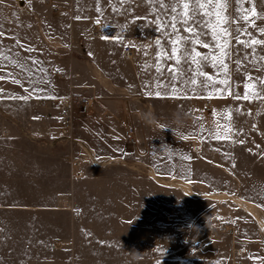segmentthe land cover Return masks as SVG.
I'll use <instances>...</instances> for the list:
<instances>
[{"label":"crops","instance_id":"1","mask_svg":"<svg viewBox=\"0 0 264 264\" xmlns=\"http://www.w3.org/2000/svg\"><path fill=\"white\" fill-rule=\"evenodd\" d=\"M259 5L264 6V0H245L243 7L251 14V9ZM235 8L234 0H230L228 14L234 17ZM156 11L161 10L157 7ZM255 12L252 19L258 21L262 17L259 16L258 8ZM154 19L155 13L150 11L146 0H0V77H4L0 79V89L3 90L0 91V208L52 207L2 204L3 197L19 195L14 191L19 175L24 174V170L29 176L36 170L40 172L42 167V174L46 171L49 176L52 164H60L58 175L60 177L62 173L60 178L66 179V166L61 159L55 162L45 157L19 156L20 141L24 136L31 138L27 141L35 146L44 138L48 142L47 138L50 137L41 128L47 125L51 128L49 116L41 110L26 109L21 116L17 106L22 102L33 105L38 100L56 99L70 94H83L95 99L94 108L88 113L77 114L71 128L72 144L91 150L98 159L111 156L112 153L117 155L115 150L118 148L126 149L129 129L133 130L134 137L133 143L128 146L147 151L161 146L162 130L172 133L174 138L171 139L176 142L173 146L177 149L190 150L195 147L189 143V139L201 140L203 149L208 148L205 144L211 141L219 143L237 139L240 143L243 141L241 136L245 121L238 111L239 101L245 102L244 106L240 103V108L250 112L251 138L258 139V119L262 116L257 105L259 97L251 94L249 99H243V96L229 95L224 87L221 91V85H226L227 77L223 67L218 66L216 73H212L211 65L205 68L208 75L217 81L208 88L199 83L190 84L187 75L172 80L167 71H164L163 76L156 71V53L159 49L155 40L161 39L164 49L169 53L171 46L155 30L156 26L149 22ZM97 20L99 25L95 28L93 25ZM127 47L132 51L129 59L124 54ZM197 51L209 54L210 48L198 47ZM172 64L174 61L165 60L161 68L167 69ZM182 67L187 68L186 65ZM56 73L66 78H60ZM173 84L176 92L172 91ZM158 101L166 102L170 111L159 113L155 107ZM55 119L52 133L54 140L49 142L57 147V143L64 145L65 142L58 140L60 129L57 111ZM217 129L220 132L219 139L214 135ZM255 144L256 141H252L250 147L255 148ZM240 147H243L242 143ZM154 157L157 158L154 154L150 155L154 159V163H149L153 171L150 179L161 185L160 193L162 184L169 186V183H162L164 179L178 182L172 184L190 193L187 180L193 177L189 173L165 175ZM85 160L79 161L76 167L81 169V176L86 175V181H94L82 182L92 184L91 187L87 185V188L73 186V208H105L106 202L102 198L121 196L124 223L123 236L100 238L98 242H93L90 256L87 257L90 264H179L180 245L189 246L191 242H180L177 238L164 240L159 236L142 235L141 231L132 235V227L137 230L142 228V210L132 208V203L136 201L135 196L141 198L143 191L132 190L126 184V180L130 181V175H112L108 178L92 175L83 168ZM221 163L229 164L225 161ZM179 165L191 170L194 162L188 159ZM70 174L75 176L76 171L72 168ZM95 181L96 184L93 183ZM36 189L43 191L39 196H49L51 186L47 184ZM54 194L58 195V192ZM31 195L36 194L32 192ZM94 196H98L96 205L92 204L91 199H85L82 205L77 200L78 197ZM244 206H249V214L263 224L254 204L252 206L246 202ZM240 240L245 243L244 249L248 255V259L245 256L242 260L249 262L251 257H258L260 261L257 264H264V252L258 248L264 245V237H241ZM24 241L19 242L27 246L24 251H0V264H52L50 240L44 239L42 243L29 239ZM57 244L61 246L63 243ZM204 244L212 245L207 252L214 259L209 261L210 264H234L229 244L221 238H209ZM37 245H42V248H36ZM76 245V242L70 243L68 252H58L65 257L60 261L61 264H82L85 256ZM58 247L54 246L53 250L60 251ZM186 251L188 255L195 254ZM201 264H207V261Z\"/></svg>","mask_w":264,"mask_h":264},{"label":"rangeland","instance_id":"2","mask_svg":"<svg viewBox=\"0 0 264 264\" xmlns=\"http://www.w3.org/2000/svg\"><path fill=\"white\" fill-rule=\"evenodd\" d=\"M257 8L259 16L262 17L255 21L257 27L254 28L240 21L239 25L231 24V30L235 32L237 26L246 28L255 38L264 40V35L258 31L259 28H264V6H254V9ZM242 38L249 39L250 37L245 35ZM203 39L211 43L210 36H203ZM225 47L228 46L225 45ZM228 50L231 56L223 57L221 49L210 47V53L215 54L217 58H222L227 68V82L226 85H221V91L224 87L228 94L232 93L229 95L242 98L245 94V83L251 85L257 78H264V62L260 60V57L264 56V46H256L255 53H253L251 48L245 49L233 40ZM245 56L248 58L244 59ZM237 60H241L242 64L237 65ZM211 71L216 73L218 67L211 66ZM246 76H251L253 79L246 80ZM259 91L260 85H257L255 90L250 88L249 96ZM53 99L50 98L48 101ZM42 101L44 100H38L33 105L22 102L17 108L21 116L25 114L26 109L41 110L49 116L51 128L49 129L48 125L41 128L50 136L47 138L48 142H45L44 138L34 146L33 143L27 141L31 138L24 136L20 141L19 156L45 157L55 162L61 159L66 166V179L60 178L62 173L60 177L58 175L60 164H52V172L49 176L46 171L44 175L42 174V167H40V172L36 170L29 176L25 174V170L24 174L20 173L18 182H16L17 189L14 191L19 195L12 198L3 197L2 204L35 207L44 205L55 208H0V251L4 253L17 252L20 251L19 249L24 251L27 246L19 242H25L24 240L27 239L41 243L44 239L50 240L52 264H61L60 261L65 257L58 252L62 250L68 252L70 243L76 242L79 252L84 253L85 256L81 263L90 264L87 257L90 256L93 242H98L100 238L124 235L121 196L101 197L106 202L105 208H94V206L93 208H73L72 206L74 197L71 196V191H73L71 189L73 186L79 189L82 186L87 188V185L91 187L92 184L86 183L94 181L92 179L86 181V175L81 176V169L76 167L78 165H74V161L82 160L83 162L89 159L85 160L86 164L83 168L88 169L92 175L106 178L112 175L113 177L130 175V181L126 180V184H129L132 190L140 189L146 192V195L141 192V198L135 196L136 201L132 203V208H141L143 214L142 228L137 230L132 227L130 229L132 235L141 231L142 235L159 236L164 240L177 238L180 242H191L189 246L180 245L182 250H180L179 264H201L203 261L210 264L209 261L213 258L207 252L212 245L204 244L209 238H221L229 244L234 264L259 263L260 258L258 257H251L249 262L242 260L245 256V259H248V255L239 256L238 251L244 249L245 243L241 242V237H264V131H262L264 130V93L260 94L257 102L259 112L262 114L258 119L260 126L258 139L251 138L250 112L240 108V103L244 106L245 102L239 101L237 104L241 118L245 121L243 136H241L243 147H240L236 139V141L219 143L211 141L205 144L208 148L203 149L201 140L189 139V143L195 147L190 150L177 149L173 146L176 142L174 143V139H171L174 138L172 133L169 130H162V144L155 150L147 151L127 145L126 149H116L117 155L112 153L111 156L103 159H98L91 150L83 149L76 143L74 145L72 142L64 145L57 143L58 146L55 147L56 145L49 142L54 140L52 133L55 128L57 110L44 107ZM155 107L159 113L170 111L166 102L158 101ZM130 131L134 137L133 130L129 129L126 134V144L130 141ZM189 131H192L191 127ZM252 141H256V147L253 149L250 147ZM80 149H82L81 152ZM151 154L156 155L157 158H154L158 167L164 174L166 173L165 175L174 172L189 173L188 175L193 177L192 180H187L190 193L172 184L176 181L165 179L162 183H169V186L162 184L160 193L161 185L155 184L150 179L153 171L149 163L150 161L154 163V159L150 158ZM188 159L194 162L191 170H186L184 166L179 165L180 162ZM222 161L229 164H222ZM34 167L37 169V166ZM72 168L76 171L75 176L70 174ZM82 182L86 183L82 184ZM96 182L93 183L96 184ZM47 184L51 186L50 195L39 196L38 194L43 191L36 188ZM32 192L36 195H31ZM56 192L58 195L54 194ZM85 199H91L93 205L98 203V196L77 198L80 205L85 204ZM246 202L252 206L254 204L253 207L258 211L263 224L257 222L251 213L252 216L249 214L244 206ZM59 242L63 243L61 245L63 248L57 244ZM54 246H60L58 247L60 251H54ZM35 247L42 248V245ZM258 248L264 252V245ZM186 250L193 251L195 254L188 255Z\"/></svg>","mask_w":264,"mask_h":264},{"label":"snow or ice","instance_id":"3","mask_svg":"<svg viewBox=\"0 0 264 264\" xmlns=\"http://www.w3.org/2000/svg\"><path fill=\"white\" fill-rule=\"evenodd\" d=\"M229 2L230 0H146L150 11L155 13V19L149 22L156 26L155 30L159 31L165 43L171 46L169 53L164 49L161 39L155 40V45L159 49L156 53V71L161 76L164 71L170 74L172 80L187 75L190 84L199 83L202 87L208 88L217 81L208 75L205 68L208 65L220 66L225 69L226 73L227 68L223 64L222 58H217L213 53L202 54L197 51L196 46L203 49L219 48L222 50L223 57L231 56L228 47L231 46L233 40L245 49L251 48L253 53H255L256 46H264V40L255 38L246 28L237 26L235 32L230 28L231 24L239 25L240 21H244L254 28L257 27L255 20L252 19L256 15L255 9H251V14H249V10L243 7L245 0H234L236 15L233 17L227 12ZM157 7L161 10L160 12L156 11ZM97 11L99 12L100 9L97 8ZM77 18L79 19V17ZM258 31L264 35V28H259ZM206 35L211 37V43L203 39V36ZM245 35L250 38L243 39L242 37ZM247 58V56L244 57V59ZM165 60L174 61V64L167 69H162L161 64ZM260 60L264 62V56H261ZM236 64L240 65L242 61L237 60ZM182 65H186L187 68L185 69ZM198 77L201 78L199 81ZM0 79H4V77H0ZM245 79L252 80L253 78L246 76ZM257 85H260V91L254 92V94L259 97L261 93H264V78H257L251 85L245 83L243 99H249V89L255 90ZM0 91L3 90L0 89ZM172 91H177L175 84L172 85ZM229 94L232 93L229 92ZM156 95L159 96L160 93L157 92ZM20 99H27V97H20ZM230 127L229 125V129ZM214 135L216 138H220L219 129Z\"/></svg>","mask_w":264,"mask_h":264},{"label":"built area","instance_id":"4","mask_svg":"<svg viewBox=\"0 0 264 264\" xmlns=\"http://www.w3.org/2000/svg\"><path fill=\"white\" fill-rule=\"evenodd\" d=\"M98 23H94V27H98ZM124 54L126 58H131L132 51L130 48H125ZM60 78L65 76L61 73H56ZM44 107L55 108L58 111V125H59V142H72L71 126L74 117L77 114H84L90 112L95 105V99L85 96L83 94H70L68 96L53 99L51 101L44 100L41 102ZM130 141L128 145L133 143L132 131L129 132ZM80 160H75L74 165H77ZM246 254L245 249H240L238 255Z\"/></svg>","mask_w":264,"mask_h":264},{"label":"bare ground","instance_id":"5","mask_svg":"<svg viewBox=\"0 0 264 264\" xmlns=\"http://www.w3.org/2000/svg\"><path fill=\"white\" fill-rule=\"evenodd\" d=\"M246 209L249 210V211H251V208H249V206H247ZM254 210H255V209H254ZM254 210H253V211H254ZM255 212H256V211H255ZM255 212H254V213H255ZM255 214H256V213H255ZM255 214H254V215H255ZM256 217H258V216H256ZM257 219H258V218H257Z\"/></svg>","mask_w":264,"mask_h":264}]
</instances>
